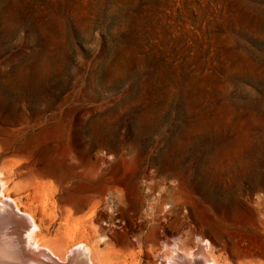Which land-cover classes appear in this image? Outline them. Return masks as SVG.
Segmentation results:
<instances>
[{
	"label": "rangeland",
	"instance_id": "1",
	"mask_svg": "<svg viewBox=\"0 0 264 264\" xmlns=\"http://www.w3.org/2000/svg\"><path fill=\"white\" fill-rule=\"evenodd\" d=\"M0 166L52 242L264 264V0H0Z\"/></svg>",
	"mask_w": 264,
	"mask_h": 264
},
{
	"label": "bare ground",
	"instance_id": "2",
	"mask_svg": "<svg viewBox=\"0 0 264 264\" xmlns=\"http://www.w3.org/2000/svg\"><path fill=\"white\" fill-rule=\"evenodd\" d=\"M3 168L5 167L0 166V264L141 263L140 261L128 260V258H124L116 263L112 262L110 259L109 261L111 262L108 261V263L106 258L103 257L99 240H94L98 234L97 228L94 230L93 237L91 239H89L85 233L77 239L80 227L79 225H74L73 227H69L67 230H64L62 235L53 239L54 242H52V239H49V237L47 238L46 235L42 233L41 225L36 221V213L32 210V202H29L28 200L27 202H23L21 198H15V196L13 198L9 195L7 191L8 187L6 186L8 184L6 183V185H4L6 177L3 175V170L5 171L6 168ZM6 170L8 171V169ZM9 171L8 174L10 173ZM7 180L6 182L9 181ZM9 191L11 193V189ZM42 205V211L46 213L48 208L47 203L44 202ZM94 214L95 212L92 211L85 217L92 218L94 217ZM65 221H69L68 215L65 217ZM103 240L100 239V241ZM192 258H194L193 255ZM189 259L185 256L183 258L181 255L179 257L175 256L173 264H204L203 262L205 261V263L211 264L214 261L210 256H205L201 260H194L195 258L193 260Z\"/></svg>",
	"mask_w": 264,
	"mask_h": 264
}]
</instances>
